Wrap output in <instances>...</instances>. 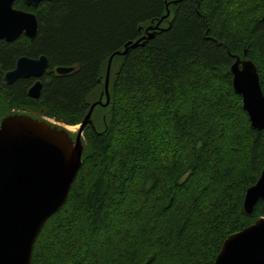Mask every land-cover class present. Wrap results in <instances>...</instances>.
<instances>
[{
	"label": "trees",
	"instance_id": "16d2710c",
	"mask_svg": "<svg viewBox=\"0 0 264 264\" xmlns=\"http://www.w3.org/2000/svg\"><path fill=\"white\" fill-rule=\"evenodd\" d=\"M14 6L35 12L39 30L0 40V123L23 112L80 124L114 54L110 103L84 130L82 165L31 264H214L230 234L264 216V199L244 209L264 168V129L252 126L231 72L237 57L251 58L264 90V0ZM23 55L50 61L39 98L29 95L35 78L5 79Z\"/></svg>",
	"mask_w": 264,
	"mask_h": 264
},
{
	"label": "water",
	"instance_id": "95a60500",
	"mask_svg": "<svg viewBox=\"0 0 264 264\" xmlns=\"http://www.w3.org/2000/svg\"><path fill=\"white\" fill-rule=\"evenodd\" d=\"M15 1L0 0V40L13 41L22 34L32 39L38 33L37 14L15 7ZM44 1L51 0H25L33 6H39ZM159 25L160 22L155 28ZM152 36L153 32L149 34V37ZM139 42H129L117 54H126L129 45L136 46ZM113 57L114 54L109 60L105 89L79 124L75 138L68 127L28 113L16 112L2 118L0 264H31L34 245L44 224L67 200L83 162L84 130L87 125L95 127L92 116L96 106L110 103ZM49 68L50 61L46 55H23L18 58L15 68L6 72L5 79L8 83H14L19 78H35L29 95L39 98L43 88L42 77ZM73 70L74 67L69 66L54 69L58 74ZM231 72L234 88L242 95L244 109L250 116L252 126L264 129V90L256 63L251 58L237 57L231 65ZM261 199H264V168L258 181L246 191V213L251 214ZM214 264H264V216L230 234L223 242Z\"/></svg>",
	"mask_w": 264,
	"mask_h": 264
},
{
	"label": "rangeland",
	"instance_id": "374dc122",
	"mask_svg": "<svg viewBox=\"0 0 264 264\" xmlns=\"http://www.w3.org/2000/svg\"><path fill=\"white\" fill-rule=\"evenodd\" d=\"M43 118L50 120L51 122H53L55 124H59L60 126L68 127L71 130L72 137H74V138L76 137V133L79 129V125H67L61 121H56L54 118L48 117V116H42L41 119H43Z\"/></svg>",
	"mask_w": 264,
	"mask_h": 264
},
{
	"label": "bare ground",
	"instance_id": "6f19581e",
	"mask_svg": "<svg viewBox=\"0 0 264 264\" xmlns=\"http://www.w3.org/2000/svg\"><path fill=\"white\" fill-rule=\"evenodd\" d=\"M33 12V11H32Z\"/></svg>",
	"mask_w": 264,
	"mask_h": 264
}]
</instances>
